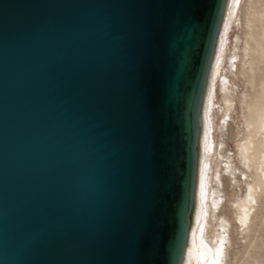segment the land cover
I'll list each match as a JSON object with an SVG mask.
<instances>
[{"label":"water","instance_id":"obj_1","mask_svg":"<svg viewBox=\"0 0 264 264\" xmlns=\"http://www.w3.org/2000/svg\"><path fill=\"white\" fill-rule=\"evenodd\" d=\"M227 0H0V264H181Z\"/></svg>","mask_w":264,"mask_h":264},{"label":"bare ground","instance_id":"obj_2","mask_svg":"<svg viewBox=\"0 0 264 264\" xmlns=\"http://www.w3.org/2000/svg\"><path fill=\"white\" fill-rule=\"evenodd\" d=\"M254 3L255 0L226 1L201 104L194 204L185 253L181 264H225L226 248L230 241L229 225L232 224H230L231 221L229 219L223 217L221 212L222 215H220L219 221L216 222L220 227L214 230L212 219L220 207L222 210L226 206H222V202L220 204L222 197L215 193L213 183L211 185L207 183V180L211 176L209 170H212V161L215 159L217 163L219 156V149L215 146V139L212 136L213 130L216 128L213 112L216 87H221V92L224 90L228 91L230 84H228V80L224 78V75L220 74L224 59H230L227 45V30L233 22L237 23L239 21L241 22L240 24L244 25V43H242L243 45L237 56V61L239 62V65L237 64V71L245 76L248 84L250 78L254 77L255 63L253 54L256 48L252 37V20L250 14ZM218 78L220 79L218 80ZM237 98H239L241 104V117L244 119L245 126L242 128L244 136L239 141H236V159L241 165L238 168L239 173L242 178L244 177L248 188L246 193L237 195L234 199L229 196L231 198L229 200L231 201L230 207L235 213L236 233L238 234V238L241 235V239H243L253 230L252 225L255 213L257 212L259 198L264 193V107L251 103L247 90ZM222 102L226 109V115L222 118L223 121L221 120V123H226L227 117L231 115L230 110L235 107V103L231 100ZM213 175L215 176V173ZM210 221H212L211 224ZM208 225L211 226L209 233L211 234L213 244L210 242L208 236ZM232 264H237V262Z\"/></svg>","mask_w":264,"mask_h":264},{"label":"rangeland","instance_id":"obj_3","mask_svg":"<svg viewBox=\"0 0 264 264\" xmlns=\"http://www.w3.org/2000/svg\"><path fill=\"white\" fill-rule=\"evenodd\" d=\"M250 14L252 20V37L256 48L253 54L255 63L254 77L250 78L248 84L245 76L237 71L239 65L237 56L243 45L242 43H244V25L240 24L241 22L239 21H237V23L233 22L227 30V45L230 59H224L220 74L224 75V78H226L228 84H230L228 86V91L224 90L221 92V87H216L215 107L213 112L216 128L213 130L212 136L215 139V146L219 149V156L217 163L215 159L212 161V170H209L211 176L207 180V183L209 185L213 183L215 193L222 197L220 204L222 202V206L225 205L226 209L223 207V212L219 204L220 211L218 210L216 212L212 219L213 223L210 221V224L212 223L214 230L220 227L216 222L219 221V217L222 214L223 217L231 221L230 224L232 225H229L230 241L226 248L225 264H232L235 262H237V264H264V193H262L259 198L257 212L255 213L252 225L253 230L243 239H241V235L239 239L236 233L235 213L230 207L231 201L229 200L231 199L229 196L234 199L237 195L246 193L248 188L244 177L242 178L239 173L240 171L238 168H240L239 166L241 165L236 159V141H239L240 138L244 136L242 128L245 126L244 119L241 117V104L237 97L247 90L250 102L264 107V0H255ZM219 79L220 78H218V80ZM225 100H231L236 105L234 104L235 107L230 110L231 115L227 117V122L221 123L223 121L222 118L226 115V109L222 102ZM214 173L215 176L213 175ZM209 226L210 225L207 226L208 233L211 229V226ZM208 236L210 242L213 244L211 234L209 233Z\"/></svg>","mask_w":264,"mask_h":264}]
</instances>
